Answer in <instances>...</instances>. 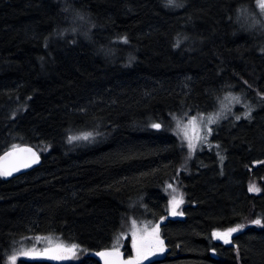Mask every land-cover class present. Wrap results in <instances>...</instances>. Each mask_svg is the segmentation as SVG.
Listing matches in <instances>:
<instances>
[{"label":"trees","instance_id":"obj_1","mask_svg":"<svg viewBox=\"0 0 264 264\" xmlns=\"http://www.w3.org/2000/svg\"><path fill=\"white\" fill-rule=\"evenodd\" d=\"M178 1L0 0V155L16 144L42 159L0 179V264L40 235L87 254L17 264H98L89 254L139 213L166 218V253L148 264H264V227L252 223L264 224V14L257 0ZM227 98L210 146L189 158L176 120ZM169 184L184 201L170 219ZM238 224L231 244L212 237Z\"/></svg>","mask_w":264,"mask_h":264},{"label":"snow or ice","instance_id":"obj_2","mask_svg":"<svg viewBox=\"0 0 264 264\" xmlns=\"http://www.w3.org/2000/svg\"><path fill=\"white\" fill-rule=\"evenodd\" d=\"M257 5L262 14H264V0H257ZM168 7H183L182 3H177V0H167ZM82 18V17H81ZM123 42L128 43L127 37H123ZM179 47V44H177ZM238 102L239 98H235ZM251 108L248 109L245 118H251ZM175 119V117H173ZM220 118V114L216 116H209L207 122L205 123L201 120L197 122L196 117H191L188 121V125L185 126L183 122L177 120L176 123V134L181 137V147H183L184 141L187 142V147L189 150V158L195 153L196 147L199 144H207L208 136L211 135L213 129L209 126L217 122ZM226 118V117H225ZM237 120L240 119L239 116L236 117ZM150 127L156 130H160L162 125L160 123H151ZM206 131V135L202 134ZM99 135V133H96ZM94 139V135L91 132L84 133L80 136L69 137L70 141L73 140H84L88 141ZM219 147V145H216ZM219 155V153H217ZM223 159V157H221ZM40 162V157L37 152L33 151L31 147H21L19 145L13 144L8 151H5L3 155H0V177H10L14 172H19L21 169H28L34 164ZM172 188V185H168ZM249 191L259 192L260 189L256 188L254 185L249 186ZM175 192V189H173ZM183 203V196L177 197L172 195L170 204V214L172 216L183 215L182 212L178 211L179 206ZM253 224L260 225L264 227L261 220L256 219L252 221ZM243 225H236L234 227H228L223 231H213L212 237L214 239L222 241L224 244H231L232 235L239 232ZM127 239V237H124ZM45 239L43 237L37 236L35 240L37 242ZM47 246H45L41 251H37L35 245L30 248H23L18 252L8 256L7 264H17L20 258L34 259L37 257H45L52 261H68L73 260L77 257V251L80 248L78 243L74 242H53L50 238L46 240ZM131 248L135 255L128 259L123 258V254L119 249V244L109 249L97 251L96 256L100 257L103 264H144L145 260H149L151 257H156L158 254L164 252V242L160 237L159 225L154 226H143L137 227L136 221H132V231H131ZM238 251V249H237ZM155 264V262H154Z\"/></svg>","mask_w":264,"mask_h":264},{"label":"rangeland","instance_id":"obj_3","mask_svg":"<svg viewBox=\"0 0 264 264\" xmlns=\"http://www.w3.org/2000/svg\"><path fill=\"white\" fill-rule=\"evenodd\" d=\"M263 18H264V15H263ZM232 101H233V99H231V98H227V99L223 102V104H222V108H221L218 112H216V113H214V114H212V115H210V114H202V115H199V116H193V117H196V118H197V122H198V123H199L201 120H203V121L206 123V122H207V119H208L209 116H216V114H220V117H221V116H224V115H226L227 112L231 109V106L233 105V102H234V101H233V102H232ZM190 118H191V117H180V118L177 119V120L183 122V124H184L185 126H187V125H188V121H189ZM177 120H176V123H177ZM211 125H212V124H211ZM211 125H209V126L211 127ZM211 128H212V127H211ZM82 134H84V133L75 134V135H72V136H80V135H82ZM202 134L206 135L207 133H206V131H205V132L202 133ZM72 136H70V137H72ZM210 137H211V135L208 136V143H207V144H199V145H197V147H196V151H195L194 154H196L197 152H199L200 150H202V148L204 149V148L210 146V144H211L210 141H211V139H212V137H211V139H210ZM90 141H92V139H90V140H88V141H84V140H73V141H70L69 138H68V139H67V144H71V146H73V145L76 146V145L87 144V143H89ZM184 144H185V146H186V148H187V150H188L187 142L184 141ZM188 154H189V150H188ZM194 154H193V155H194ZM193 155H192V156H193ZM250 185H254L256 188H259V189H260V184H259L258 182H256V181L251 182ZM173 189H175V192H173ZM167 191H168V194H169V201H170L172 195H176L177 197H179V196H181V194H182V193H181V190H179L178 188H176V187H174V186H172V188H169V187H168ZM252 193H256V194H258V193H260V191H259V192L252 191ZM182 196H183V195H182ZM183 202H184V201H183ZM181 205H183V203H182ZM181 205L179 206L178 211H179ZM143 209H145V208H142V210H143ZM169 213H170V210H169ZM139 216H140V218H139L138 220H135V221H136V226H137V227H141V228H142V227L145 226V225L151 227V226H154V225H157V224H158V225H159V228H160V237H162V233H161V225H162V223L165 222L166 218L161 219L160 222H154L152 218H148V217L142 216L141 213H139ZM178 216H179V215H178ZM132 221H133V220H131V219H127V220H126V222L124 223V229L126 230V232H124V233H122V234L119 235L118 243H120V245H119L120 250H121L122 248H130V249L132 250V248H131ZM242 231H243V229H241L239 232L234 233V234L232 235V238H233L235 235H237V234H239L240 232H242ZM35 237H37V236H31V237H29V238H27V239H23V240H21V242L17 243V245H16V246H17L16 249L14 248V249L12 250V252H11L10 255L14 254L15 252L20 251V250L23 249V248H30V247H32L33 245H35L37 251H41L45 246H47V244H46V240H47V238H50L53 242H63L62 240H60V238H58V237H56V236H53V235H40V237H43V238H45V239H42V240L39 241V242H37V241L35 240ZM124 237H127V239H125ZM232 238H231V239H232ZM132 252H133V254L135 255V253H134L133 250H132ZM85 254H87V253H86V252L84 253L83 250H82L81 248H79L78 251H77V257H76L75 259H73V260H68V261H54V262H58V263L78 262V261L83 260V258L85 257ZM10 255H9V256H10ZM157 257H159V256L151 257V258H149V260H145L144 262H146V263L151 262V261H153V260H156L155 258H157ZM158 259H159V258H158ZM20 260H49V259L40 256V257H37V258H34V259L20 258L18 261H20ZM18 261H17V262H18ZM50 261H52V260H50ZM6 264H7V261H6Z\"/></svg>","mask_w":264,"mask_h":264},{"label":"water","instance_id":"obj_4","mask_svg":"<svg viewBox=\"0 0 264 264\" xmlns=\"http://www.w3.org/2000/svg\"><path fill=\"white\" fill-rule=\"evenodd\" d=\"M21 147H25V146H21ZM26 147H30V146H26ZM31 148H32V147H31ZM32 149H33V151L37 152L34 148H32ZM37 154H38V152H37ZM38 155H39V154H38ZM39 157H40V155H39ZM41 163H42V159H41V157H40V162H39L38 164H34L32 167H30V168H28V169H21V171H19V172H14L13 175L10 176V177H0V179L6 182V181H10V180H12V179L18 178L19 176L24 175V174H26V173H28V172H30V171H32V170L38 168V167L41 165ZM171 217H173V216L170 215V216L168 217V219H170ZM214 240H215L216 242H219V243L224 244V243H223L222 241H220V240H217V239H214ZM226 245H229V244H226ZM100 251H101V250H100ZM120 251L122 252V254H123V258H124V259H128V258L131 257V256H128V255H127V252H126V251H122V250H120ZM96 252H97V251H96ZM96 252H92V253H90L89 256H90L91 258L95 259V260L98 262V264H103L102 259H101L100 257H98V256L95 255ZM163 253H166V249L164 250ZM163 253H161V254H163ZM212 253L214 254L215 252L212 251ZM161 254H158V255H161Z\"/></svg>","mask_w":264,"mask_h":264},{"label":"bare ground","instance_id":"obj_5","mask_svg":"<svg viewBox=\"0 0 264 264\" xmlns=\"http://www.w3.org/2000/svg\"><path fill=\"white\" fill-rule=\"evenodd\" d=\"M161 1V0H160ZM177 2H179L178 0H177ZM158 3V2H157ZM180 3V2H179ZM181 3H182V1H181ZM166 4V3H165ZM163 5V4H162ZM250 9V8H249ZM167 10H169V9H167ZM172 10V9H171ZM248 31V30H247ZM245 32V31H244ZM255 33V32H254ZM246 36V35H245ZM243 37V36H242ZM251 37H253V36H251ZM251 37H249V38H251ZM248 38V37H247ZM252 39V38H251ZM257 40V39H256ZM260 40H262V39H260ZM260 54V53H259ZM115 57V56H114ZM123 57V56H122ZM120 60V59H119ZM104 63H105V61H104ZM240 88V87H239ZM241 90H243V89H241ZM244 91V90H243ZM239 93H240V91H239ZM242 95V94H241ZM165 182V181H164ZM164 186V185H163ZM162 186V187H163ZM163 194V193H162ZM161 195V194H160ZM164 196H165V194H164ZM163 196V197H164Z\"/></svg>","mask_w":264,"mask_h":264},{"label":"flooded vegetation","instance_id":"obj_6","mask_svg":"<svg viewBox=\"0 0 264 264\" xmlns=\"http://www.w3.org/2000/svg\"><path fill=\"white\" fill-rule=\"evenodd\" d=\"M174 217H178V216H174ZM164 248H166L165 245H164ZM163 254H164V253H163ZM144 264H148V263L144 262Z\"/></svg>","mask_w":264,"mask_h":264}]
</instances>
